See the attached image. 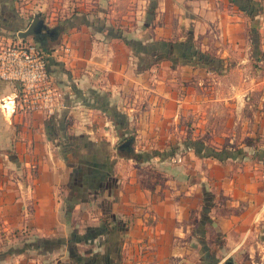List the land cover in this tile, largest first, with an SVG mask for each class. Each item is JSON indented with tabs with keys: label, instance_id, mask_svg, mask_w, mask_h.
I'll return each mask as SVG.
<instances>
[{
	"label": "crops",
	"instance_id": "crops-1",
	"mask_svg": "<svg viewBox=\"0 0 264 264\" xmlns=\"http://www.w3.org/2000/svg\"><path fill=\"white\" fill-rule=\"evenodd\" d=\"M56 1L0 0V48L32 21L26 13L39 14L50 29L57 30V37H47L42 47L50 49L49 71L64 95L61 112L51 117L25 114L13 110L15 86L0 81V264H223L227 255L243 252L247 239L264 231L260 229L264 182L259 181L264 173L250 172L236 153L215 154L192 143L190 149L183 146L185 156L176 154L185 165L165 169L164 186H156L152 193L137 190L136 181L127 185L114 174L116 157L109 147L131 126V109L120 98L126 79L139 81L132 77L129 61H150L153 46L169 42L171 31L178 28L187 30L193 42L195 27L188 24L195 22V14L204 15V31L216 19L223 27L220 43L217 37L211 39V33L205 37L210 48L222 42L235 45L237 39L228 31L237 30L243 19L234 11L220 13L217 0H63L58 8L76 15L52 26L42 14L52 11L49 20L53 21L59 11ZM152 9L155 23L147 19ZM177 14L185 16L174 21ZM165 109L143 112L142 139H161L164 121L154 115L164 114ZM261 117L255 124L259 123L263 138ZM61 141L75 146L73 151L65 147L66 155H71L65 169L52 157L59 153ZM133 152L138 153L134 144L126 153ZM36 165L37 175L30 178L29 168ZM106 172L103 182L112 181L119 195L112 211L126 217H107L108 226L99 227L94 220L100 222L101 217H60L63 209L59 210L57 194L62 186H67L69 204L75 205L66 212L76 214L75 196L84 191L82 182L90 174L89 181L99 186L100 173ZM119 173L131 177L136 171ZM118 184L123 187L117 188ZM65 198L62 201L67 203Z\"/></svg>",
	"mask_w": 264,
	"mask_h": 264
},
{
	"label": "rangeland",
	"instance_id": "rangeland-1",
	"mask_svg": "<svg viewBox=\"0 0 264 264\" xmlns=\"http://www.w3.org/2000/svg\"><path fill=\"white\" fill-rule=\"evenodd\" d=\"M217 3L220 13L234 11L238 18L243 19L239 21L240 27L237 30L228 31L229 36L236 37L237 44L222 42L217 46L212 44L210 48L209 44H206L209 39L205 41V37L209 38L211 33V39L215 41L217 37L216 42L220 43L219 41L223 40V36L219 39L223 27L221 28L216 19V23L210 22L211 28L204 31V15L195 14L193 18L195 22L200 23L199 26H196L195 22L188 24L191 28L195 27L193 38L190 37L193 42L189 41L187 30L178 28L171 31L173 38L167 39L169 42L166 43H180L179 46L173 48L170 45L160 50L157 45L158 49L153 52L150 61L127 63L128 67H131L132 77L139 81L137 84H129L126 79V84L120 90L123 94L120 96L121 102L125 103L126 109H131L130 112L126 111L130 114L131 126L123 136L134 140V151L137 148L138 153L128 155L126 151L117 150V143L124 138L122 135L112 147L109 144V147L114 159L116 157V161L112 160V163L117 165L114 174L121 176V181H125L127 185L131 180L136 181L137 190L154 192L156 186L162 189L166 179L165 169L172 168L175 164L185 165L184 162L180 163L176 154L185 156L186 153L183 152H186L187 148L183 146L188 145L190 149L192 143L194 147L200 145V148L203 146L215 154L236 153L241 156L237 158L242 159L239 163L243 167H248L250 172L264 173V137L260 136L259 123L255 124L258 116L262 114L264 118V0H228L227 3L217 0ZM56 4L55 9L59 11L53 15V21L49 20L52 11L48 10L42 14L47 24L52 22V26L58 25L59 22L75 17V12H64L62 8H58L65 4L63 0H57ZM223 8L227 10L223 11ZM156 15L152 9L147 19L155 23ZM26 16L29 20L34 17L30 13H26ZM176 16L174 21L181 20L185 14ZM235 31L238 35L234 34ZM181 36H184L183 40L178 39ZM182 43L185 46H182ZM160 55L163 58H160ZM164 107V114L154 115L158 121H164L160 130L161 139H156L155 136L142 139L139 119L143 112ZM74 115H70L72 122H75ZM67 117L69 118L68 115ZM72 122H69L70 126ZM153 132L159 133L156 129H153ZM59 144V153L63 155L53 152L52 157L65 169L71 155H66L68 153L64 151L66 148L73 151L75 146L67 144L66 141ZM105 145L104 149H108ZM36 168L37 165L29 168L30 178L37 175ZM119 171L124 174L131 171L136 173L134 176L124 177ZM233 171L231 174L235 173ZM107 173H100L99 186L96 182L89 181L91 175L88 174L87 179L82 182L84 191L75 196L78 200L76 205L79 206L76 214L72 211L66 212L75 205L69 204L67 186H62V190L59 189L57 194L59 210H64H60V217H101L100 222L94 220L98 227L107 224V217H126L123 213L118 215L112 211V204L115 199L119 200V195L116 194L117 190L112 181L103 182V178L108 177ZM257 175L254 174V177ZM259 181L264 182V178ZM116 186L123 187L122 184ZM64 197L67 203L62 201ZM261 222L262 230L264 220ZM118 224L115 222L116 227ZM85 227L86 224L83 229ZM263 233V230L259 231L258 238L252 236L247 239L243 252L227 255L232 264H264ZM251 245L255 248H251Z\"/></svg>",
	"mask_w": 264,
	"mask_h": 264
},
{
	"label": "built area",
	"instance_id": "built-area-1",
	"mask_svg": "<svg viewBox=\"0 0 264 264\" xmlns=\"http://www.w3.org/2000/svg\"><path fill=\"white\" fill-rule=\"evenodd\" d=\"M0 81L15 86L14 111L51 117L63 108L64 95L49 71L47 55L34 40L16 37L1 46Z\"/></svg>",
	"mask_w": 264,
	"mask_h": 264
},
{
	"label": "water",
	"instance_id": "water-1",
	"mask_svg": "<svg viewBox=\"0 0 264 264\" xmlns=\"http://www.w3.org/2000/svg\"><path fill=\"white\" fill-rule=\"evenodd\" d=\"M54 29H50L44 22V20L40 17V15H35L32 19V21L28 24L26 29L19 33L18 37L20 39H26L28 37H32L36 43H38L40 46H42V40L40 39V36L43 35H49L52 36L51 31ZM58 35V33H56ZM133 139H130L126 141L124 144L129 145L132 142ZM126 152L131 153L132 148L127 146ZM225 264H232L231 259H228Z\"/></svg>",
	"mask_w": 264,
	"mask_h": 264
},
{
	"label": "flooded vegetation",
	"instance_id": "flooded-vegetation-1",
	"mask_svg": "<svg viewBox=\"0 0 264 264\" xmlns=\"http://www.w3.org/2000/svg\"><path fill=\"white\" fill-rule=\"evenodd\" d=\"M48 26V25H47ZM51 29H53V28H51ZM57 30L56 29H54V30H52L51 31V34H52V38L53 37H57ZM47 37H49V35L47 34V35H43V36H40V39L42 40V44L44 45L45 43H46V38ZM130 139H132L131 137H126L125 139H123V140H121V141H119V143H118V145H117V149H118V151H126L127 150V146H129V147H133V144H134V140H132V142L129 144V145H125L124 143L126 142V141H128V140H130Z\"/></svg>",
	"mask_w": 264,
	"mask_h": 264
},
{
	"label": "trees",
	"instance_id": "trees-1",
	"mask_svg": "<svg viewBox=\"0 0 264 264\" xmlns=\"http://www.w3.org/2000/svg\"><path fill=\"white\" fill-rule=\"evenodd\" d=\"M233 1H235V0H233ZM252 7H253V5L251 6V8H252ZM251 10H252V9H251ZM63 28H65V29H63V32L67 33V31H68L67 29H68V28H66L65 26H64ZM30 38H32V37H28V38H26V39H22V40H23V41H26V40H28V39H30ZM38 45H39V44H38ZM170 45H171V46H170ZM170 45H168L166 42H161V43L158 44L160 50H162L163 47H166V46H170V47H173V48L176 46V45H173V44H170ZM158 46L154 45L153 48H152V49H153L152 52H156L157 49H158ZM39 47H40V49H41L45 54H46L47 52L50 51V49L47 50V48H43V47L40 46V45H39ZM173 51H174V50H173ZM61 110H62V109H61ZM57 112H58V111H57ZM57 112H56V113H57ZM59 112H61V111H59Z\"/></svg>",
	"mask_w": 264,
	"mask_h": 264
}]
</instances>
